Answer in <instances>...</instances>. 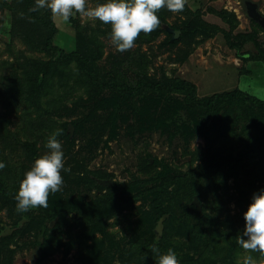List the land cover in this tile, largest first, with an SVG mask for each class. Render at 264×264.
Masks as SVG:
<instances>
[{"label":"rangeland","instance_id":"rangeland-1","mask_svg":"<svg viewBox=\"0 0 264 264\" xmlns=\"http://www.w3.org/2000/svg\"><path fill=\"white\" fill-rule=\"evenodd\" d=\"M249 1L264 16V0ZM202 2L213 11L193 12L197 1L182 12L162 7L160 25L120 52L110 24L79 13L65 22L47 8L31 11L35 0H0V264H156L154 244L162 254L172 249L179 264H243L247 255L264 264L238 244L251 197L264 189V111L231 102L214 120L199 119V129L198 113L184 108L188 95L113 98L81 84L75 62L48 79L45 94H27L36 63L57 55L37 42L52 25L60 50H74L78 34L96 35L85 45L105 80L177 78L194 84L198 99L239 89L264 101V32L241 0ZM188 25L192 35L181 39ZM57 129L68 169L62 189L47 208L19 213V183ZM64 134L74 140L66 150ZM107 194L113 200L103 201Z\"/></svg>","mask_w":264,"mask_h":264},{"label":"clouds","instance_id":"clouds-1","mask_svg":"<svg viewBox=\"0 0 264 264\" xmlns=\"http://www.w3.org/2000/svg\"><path fill=\"white\" fill-rule=\"evenodd\" d=\"M185 0H105L93 8L86 7V0H35L31 11L47 8L54 16L67 22L76 14L98 19L111 26V42L117 51L123 52L133 47L134 41L143 31L150 33L160 25L157 11L166 7L172 12H182ZM61 130L52 132L45 143L49 150L33 162L30 170L26 171L19 183L14 199L16 211L28 212L37 207H48V196L62 189L64 153L57 139ZM5 167L0 162V169ZM245 228L238 238V244L244 250L260 253L264 257V189L254 192L247 210L243 214ZM150 251L156 256V264H179L176 253L169 249L161 253L154 244ZM243 264H258L252 256L243 258Z\"/></svg>","mask_w":264,"mask_h":264},{"label":"trees","instance_id":"trees-1","mask_svg":"<svg viewBox=\"0 0 264 264\" xmlns=\"http://www.w3.org/2000/svg\"><path fill=\"white\" fill-rule=\"evenodd\" d=\"M187 6L186 4L184 5ZM190 8L189 6H187ZM186 7V8H187ZM191 9V8H190ZM188 12V9H186ZM207 10V12H212L209 6H204L202 4L201 7L197 8L196 11L193 12H202ZM191 12V11H190ZM209 14V13H208ZM194 23V21H193ZM258 24L257 22H255ZM259 25V24H258ZM261 31L264 32L262 27ZM192 28L193 25H188L187 28L181 27V39H188L192 35ZM57 33L56 27L53 29L51 25V33L48 37L46 35H41L38 39V45L41 48H45L48 51L55 50L57 51V55L55 58L49 59L45 62L36 63L34 70L30 73L31 76L29 77L30 81V91L27 94H37L42 95L45 94L48 89L46 88L47 82L49 78L54 76L60 77L61 75H65L66 69H68V65L72 62H75L77 65L76 71L78 75L79 82L83 84L85 87L93 89L96 93H102L105 91H111L113 93V98L120 93H125L126 96L134 97V96H141L151 93H177V94H185L188 95L184 108H190L189 114L192 115L193 112L198 113V117L196 119L197 123L196 126L201 129L198 124V120L204 121L206 123L207 116H213V120L215 119L216 114L220 110H226L225 105L231 102L240 101L242 104L248 107H257V109L264 111V101L259 100L255 97L249 96L245 94L243 91L239 89H234L231 91H225L220 93H215L209 97L198 99L196 96V87L189 81L180 80L177 78H172L170 81H163V82H152L145 78L137 79V82L134 85L125 83L123 81H118L116 77H111L110 79L105 80L104 78H100L98 73L95 72L94 63L92 61L93 57L92 49H89L87 45H85V39H96L95 34L89 35H76L75 39V48L72 51H65L56 49L54 45H52L53 38ZM92 44V41H91ZM32 48L35 47V44H30ZM91 46V45H90ZM231 48H236L234 44L230 45ZM53 53V52H52ZM28 64V63H25ZM35 64V63H34ZM24 66V65H23ZM58 80V79H57ZM59 81V80H58ZM51 83V82H50ZM119 92V93H118ZM23 97H26L23 95ZM104 97L101 101L102 104H106L105 102H109L110 99H106ZM187 104V105H186ZM54 109L56 107L52 106ZM199 109L203 110L205 113L202 116L199 115ZM177 121L179 125L177 124ZM219 122V120H218ZM212 123V121H211ZM74 128L77 127V123L72 124ZM175 129H181L186 133V130L189 128L186 124L182 123L181 120L176 119L173 123ZM62 139L65 140V150L71 147L73 144V139L69 140L68 135L64 134ZM59 137L57 139L59 140ZM95 185H98L96 181L93 179L90 180ZM111 201L113 199L110 198V194H107L103 201ZM117 203V200H115ZM164 214L163 211H159L158 217L160 218Z\"/></svg>","mask_w":264,"mask_h":264},{"label":"water","instance_id":"water-1","mask_svg":"<svg viewBox=\"0 0 264 264\" xmlns=\"http://www.w3.org/2000/svg\"><path fill=\"white\" fill-rule=\"evenodd\" d=\"M242 6L245 9L246 16L257 22L262 29L264 30V16L258 11V5L256 3H252L249 0H241ZM165 218V215H162L158 220L157 228L160 230L162 228V222Z\"/></svg>","mask_w":264,"mask_h":264},{"label":"crops","instance_id":"crops-1","mask_svg":"<svg viewBox=\"0 0 264 264\" xmlns=\"http://www.w3.org/2000/svg\"><path fill=\"white\" fill-rule=\"evenodd\" d=\"M190 0H185V4L191 8H193L195 6V2H199L198 3V7H201L202 4L205 6V3L202 2V0H192V4L189 3Z\"/></svg>","mask_w":264,"mask_h":264}]
</instances>
